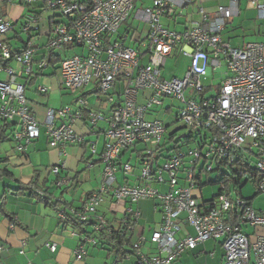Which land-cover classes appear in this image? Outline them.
Here are the masks:
<instances>
[{
    "label": "built area",
    "instance_id": "obj_1",
    "mask_svg": "<svg viewBox=\"0 0 264 264\" xmlns=\"http://www.w3.org/2000/svg\"><path fill=\"white\" fill-rule=\"evenodd\" d=\"M39 1L0 0V6L16 4L22 9L14 19L8 11L0 13V35L14 32L21 43L13 48L7 36L0 40V74H5L0 76V122L16 125L12 132L16 151L23 152L38 138L43 125L49 147L63 156L67 144L84 142V136L74 130L82 111L91 125L106 121L98 154L103 163L100 183L81 206L57 208L59 220L78 238L75 259L82 260L89 245L98 246L103 236L117 230L123 235L125 251L116 255L112 264H172L183 252L219 237H223V264H264V207L257 210L241 194L232 198L224 192V183L219 184L220 193L212 200L196 194L205 174L206 179L213 171L221 176L223 166L232 174L230 167L237 168L239 163L250 167L248 159L254 155L256 190L264 195V32L261 41L247 42L243 47H231L223 41L221 32L238 12V0L218 5L212 16L201 4H194L196 0ZM138 1L149 3L137 8ZM248 1L264 19V0ZM41 8L57 13L48 18L50 30L43 33L46 40L40 46L34 40L41 36ZM184 9L185 14L198 18L185 22L182 30L170 28ZM132 15L145 23V31L119 32ZM20 32L26 33L25 39ZM39 47H44V53L35 59ZM68 49L79 51L68 55ZM175 51L189 59L184 75L162 78V67ZM56 54L64 89L74 92L93 82L108 102L112 101L114 84H122L121 100L108 115L89 108L79 97L75 111L68 105L46 107L42 122L37 120L25 95L26 82L33 67L42 71ZM7 60L11 62H4ZM222 63L226 72L218 89L205 85L203 81ZM211 88L215 93L208 95ZM36 91L47 94L49 88L38 85ZM140 92L144 93L142 102L138 101ZM166 98L181 104L177 119L188 133L204 131L195 146L188 147L192 136L187 134L170 146L174 132L165 136L168 126L160 119L147 118ZM88 147L95 155V142L90 141ZM128 152L129 157L136 153L137 176L129 158L122 159ZM64 167V161L51 167L57 187L71 182L70 176L60 175ZM118 171L123 174L121 181ZM154 183L165 184L166 192L152 187ZM106 196L110 202L105 208ZM144 198L155 200V209L161 213L159 226L150 229L149 237L144 231L135 232L140 212L133 205ZM69 219L81 225L66 224ZM181 223L192 232L182 233ZM49 248L53 251L55 244Z\"/></svg>",
    "mask_w": 264,
    "mask_h": 264
},
{
    "label": "crops",
    "instance_id": "obj_2",
    "mask_svg": "<svg viewBox=\"0 0 264 264\" xmlns=\"http://www.w3.org/2000/svg\"><path fill=\"white\" fill-rule=\"evenodd\" d=\"M227 3L228 0H196L194 4H201L205 12L212 16L218 5H226ZM237 4L238 12L226 23L221 32L223 41L231 47H243L247 42L261 41L263 36L261 35L262 33L259 30V26L254 25L253 27H249L252 31H256L258 35H256L255 39H247V35L244 33V25L248 24L246 18H244L243 21H238L243 15V12L246 14L250 13L251 16H254L255 8L253 5H249L250 3L248 0H238ZM14 9L19 10L18 14L22 10L20 6L12 4L9 6V15L10 11ZM184 13L185 9L181 16L177 17L175 22H171L172 27H175L174 29H177V27H180L181 30L183 29L184 21H181L180 17L184 16ZM237 22H239V24ZM136 28L142 32V29H140L139 26L136 27L131 23H127L122 32L127 30L134 31ZM43 44L44 43L41 45ZM42 49L43 48L39 47L35 51V59L42 56L44 53V50ZM69 50L72 49H68L66 51L67 54ZM175 53H177V51L173 52L170 56L176 55ZM53 59L55 58L52 56V60ZM53 62L54 61L42 71L33 67V73L28 76L27 81H30V83L25 86V95L28 100L29 108L40 122H42L44 118L46 107H57L49 103L50 98L47 94H42L36 91V87L32 91L33 87L30 85L35 84V82L42 80L44 77L48 78L57 76L59 74L58 63L54 62L53 64ZM11 64L13 65V63ZM58 86L59 88L64 89L60 82L58 83ZM85 88L86 87L83 86L72 92H77L78 94L73 98V105H68L71 111L77 109L78 105L76 104V100L81 97L88 103L89 108L106 116L110 113L112 107L121 100L122 84L120 82L114 84V89H112V101L105 102L103 105L98 102L89 103L86 100L88 94L98 92L95 83L90 89L87 90ZM34 95L40 97L44 96V99L39 102ZM139 96L140 99H143L144 93L140 92L138 94V101ZM65 105H62L61 103V105L59 104L58 106L62 107ZM81 115V119L77 120L74 124V130L84 136V142L79 145L67 144L64 147L63 156H59L57 149L49 147L45 129L43 132L41 131V126L43 125H40L39 137L30 142L23 152H18L14 149V143L16 144V142L12 138V132L16 129V125H10V129L6 132L8 135V140L6 141H10L12 145L9 149L0 151V159L6 158L4 164L1 165L10 172L11 177L6 178L9 182H1L4 178L0 179V184L2 185L0 188V196H4V212L0 211V245L2 246V250L0 251V264H110L105 260L106 258H97L99 256H96V252L93 251L95 249L94 247L87 249V253L82 260L75 259L73 250L77 245L78 238L69 234L67 227L58 218L57 206H54L53 204V202L60 200L67 205L76 207L81 206L86 195L95 189V182L90 180L92 171L94 172V169L96 170L98 168L101 173L103 168V163L100 161L98 154L103 147V130L107 123L105 120H98L96 125H91L88 121L86 112L82 111ZM60 122L61 121L57 120V123ZM90 141L95 142L97 155L91 154L88 147ZM1 144L2 143H0V146ZM62 161L65 162V167L61 169L60 175L70 176L71 182L69 185L57 187L54 183L56 176L51 172V167ZM88 162L90 163L89 165ZM82 171L83 173H80ZM99 180L100 177L97 181L98 184ZM121 180L122 178L120 180L118 179V181ZM30 181L35 182L30 190H24L18 193L14 191V189H17L20 184H28ZM84 183H87V187H85ZM41 191H45L50 195V203L39 198V192ZM149 200L152 201L153 199ZM109 202L110 196H106L103 207L106 208L109 205ZM138 202L136 207L139 210ZM155 203L156 201L153 200V205L151 206L150 211L151 215L147 216V221H153V223L156 224V227L152 228L149 225L147 227L148 232L146 233L145 226L141 225L136 229V225L135 232L144 231V235L149 237L150 229H156L159 226L161 213L158 209H155ZM107 211L108 210H106V212ZM106 214L108 217H112L110 216V212H107ZM142 214L143 213L140 212V218ZM209 240L212 239H208L200 244ZM213 240L215 241V239ZM52 244H55L53 251L49 248ZM198 245L194 249L183 253L185 254L196 250ZM215 245L216 243H213V247ZM219 246L221 251L216 261L214 260V264H223V249L220 243ZM99 249L105 251L107 257L111 254L101 248V245ZM200 252L207 254L204 247ZM183 253L181 255H183ZM209 255L211 258L214 257V252H210ZM179 258L175 261H178ZM114 259L115 257H113L112 261H114Z\"/></svg>",
    "mask_w": 264,
    "mask_h": 264
},
{
    "label": "rangeland",
    "instance_id": "obj_3",
    "mask_svg": "<svg viewBox=\"0 0 264 264\" xmlns=\"http://www.w3.org/2000/svg\"><path fill=\"white\" fill-rule=\"evenodd\" d=\"M41 3V0L39 1ZM147 3H149V1H146L145 4H140V1H138L137 3V8H141L142 6L146 5ZM245 5V4H242ZM252 5V4H249ZM40 11V16H39V27L41 30V36L38 39H35V43L38 44H42L45 43L46 40V35L44 36L43 33L47 32L50 30V25H49V17L55 15L57 12L51 9H39ZM5 11L9 12V7H4V5L1 4L0 6V13H4ZM19 10H12L10 11V15L9 17L14 19L17 14H18ZM185 14V13H184ZM243 15L241 16V18L238 19L243 21L244 18H246L247 21V25H244V33L245 35H247V39H255L256 35H258V33L256 31H252L251 28L249 27H253L255 26H259L260 27V32L263 33L264 32V19L263 18H259L257 16V13L255 11L254 16L246 13H242ZM246 15V16H245ZM181 21L188 22L191 19H197L198 16L194 15V14H185L184 16L180 17ZM240 22V21H239ZM239 22H237L239 24ZM127 23H131L133 26H139L140 29L143 30V32L146 29V25L143 21H140L136 18H134V16L132 15L131 17L128 18ZM125 27V24L121 25L119 28V32H122L123 29ZM170 28L172 27V24L170 26ZM175 28V27H174ZM19 30V29H18ZM17 30V31H18ZM175 30H181L180 27H177V29ZM132 31V30H131ZM137 34V33H136ZM20 35L22 36V38H26V33L24 32H20ZM8 37L9 38V43L12 45L13 48L19 47L21 45L20 41L18 39H15V33L14 32H7L6 34H1L0 35V40L3 39V37ZM44 50V47L43 49ZM46 50V49H45ZM77 51H79L78 49H72L69 50L68 55L70 54H74ZM176 55L174 56H168L164 66L162 67V78L165 79H170L172 77H182L184 75V72L189 64V59L187 56L183 55L181 52L179 53H175ZM13 66H17L16 63H13ZM226 72V67L225 65L222 63V66H220L219 68H217V70H215V73L211 76H208L203 83L205 85H212L214 89H217V87L219 86V83L221 81V78L225 75ZM4 73H1L0 76H4ZM61 82V78L60 75L58 74L55 77H44L42 80H39L37 82H35V84L30 85L32 86V91L35 89V87H37L38 85H45V86H49V91L47 93V96L50 98L49 99V103H51L53 106L59 108V104L61 105H71L73 103V98L78 94L76 93H72L71 91L67 90V89H61L58 86V83ZM92 86H94V83H90L88 86H84L86 87L85 89H90ZM211 88L210 92L208 95L215 93V90ZM148 93V90L146 91V94ZM141 95V94H140ZM35 98L37 100H39V102H41L44 98L34 95ZM107 96L100 93V92H95V93H91L88 94L86 96V100L89 103H94V102H98L101 105L105 104V100H106ZM143 99H140L139 96V102H142ZM73 105V104H72ZM171 105V109L164 111V108H166V106ZM181 104L179 103L178 100L176 99H171V98H166L164 105L162 106H158L156 108L153 109V112H151L150 114L147 115V118H156V119H160L164 122V124H166L167 127V131L165 132V136H169V134H171L172 132H174V137L172 138V141L169 142L170 146L173 145L174 142H176L177 138L182 135V134H187L192 136L190 138V141L188 143V147H193L195 146V144L198 141V137L200 134H203L204 131L203 130H192L191 133H188L187 130L185 128H183V123L181 121H179L177 119V113L179 111ZM63 107V106H62ZM38 120V118H37ZM40 122V120H38ZM44 127L41 126V131L43 132ZM200 133V134H199ZM181 142H178V144H180ZM12 143L10 141H3L1 146H0V151H4L6 149H9L11 147ZM15 146V143H14ZM186 147V146H184ZM131 157H129V152L128 154H125L122 159L123 161H127L129 158V162L131 163L132 166H134V175H138L140 173V169L138 168V161L136 159V153H132L130 154ZM255 162H256V157L254 155H251L250 158L248 159V163L250 164V167H254L255 166ZM86 169V168H85ZM84 169V171H85ZM97 170V172H96ZM94 169V172L92 171L91 173V179L92 181L95 182V188L98 186V179L100 177V171L99 169ZM223 171L224 172H228L229 170L223 166ZM80 173H83L80 172ZM84 177V176H83ZM82 177V180H83ZM123 177V174L121 171L117 172V178L120 180ZM207 178V174H205V176L203 177V181L207 182L208 179H210L213 182H216L219 178H220V174L217 171H213L212 173L208 174V179ZM248 179L247 183L242 187L241 190V195L246 198V199H250L253 197L252 200V205L254 208L258 209H262L264 207V195L257 193L256 190V185L255 182L253 181V178L250 177L249 173H246L243 177H242V181ZM1 182H9L6 178H4ZM100 183V180H99ZM85 187H87V183L85 184ZM2 187V185L0 184V188ZM152 187H157L160 192H166L167 190V186H165V184H161V185H157V184H153ZM237 185L235 183H233V181H230L226 184V189L224 192H229V195L232 198H236L237 196L240 195V193L238 192L239 190L237 189ZM219 189V184H205L202 186V189L200 191V193L197 191L196 194L201 196L203 199H210L214 194H216L218 192ZM153 205V200H149V199H140L138 202V207L140 212H142V216L141 218L138 220L137 223V228H139V226L143 225L146 227L145 232L147 233V227L150 225L152 228L156 227V224L153 223V221L148 220L147 221V216L151 215L150 211H151V206ZM133 206H136V204H134ZM119 208L117 209V211L120 212ZM181 227V231L183 232H192L191 227L184 225L183 223L180 224ZM67 230L69 232V228L67 227ZM75 237V236H74ZM77 238V237H75ZM223 240V237H219L217 239H215V241L209 240L203 244L198 245L197 249L194 251H190L187 253H183V255L180 256V258L178 259V261H175L173 264H214V260L216 261V259L219 256V253L221 251L219 243ZM213 243H216V245L213 247ZM94 246L89 245L88 248H93ZM204 247L205 251L207 252V254H204L202 252H200V250ZM95 249L93 251L96 252V256L98 259H105L107 262H109L110 264L113 262V257H115L114 254H110L108 257L106 255V252L103 250H100V245L94 247ZM214 249V250H213ZM214 252V257H210L209 253L210 252ZM208 255V256H207ZM207 256V257H205Z\"/></svg>",
    "mask_w": 264,
    "mask_h": 264
},
{
    "label": "trees",
    "instance_id": "obj_4",
    "mask_svg": "<svg viewBox=\"0 0 264 264\" xmlns=\"http://www.w3.org/2000/svg\"><path fill=\"white\" fill-rule=\"evenodd\" d=\"M54 58L55 59H53L52 61H54V62L59 61V56L58 55L55 56ZM49 61H51V59H49ZM4 62H6V63L8 62L9 63V62H11V60H7V61H4ZM54 62H53V64H54ZM29 83H30V81L26 82V84H29ZM217 89H218V87H217ZM10 125H13V123H8V122H1L0 123V143H2L3 141L8 140V135L6 134V132L10 129ZM5 161H6V158L0 159V179L1 178H10L11 177L10 172L7 169H5L4 166L1 165V164H4ZM239 165H241V166L239 167ZM239 165L237 166V168L230 167V170L233 171L232 174H229L228 172L227 173L223 172L222 175L220 176V178L216 182H213V181H211L209 179V181H207V182H201L200 181L198 183V186L200 187V189H202V186L205 185V184H217V183L220 184V183H224V185L226 187V184L228 182L233 181V183L240 185L239 188H238V190H239L238 192L241 194L242 187L248 181V179L242 181V177L246 173H249L250 177H252L253 181L255 182L254 177H257V174H255L253 168L247 166L246 163H243V164L239 163ZM33 184H35L34 181H30L28 184H20V186L17 189H14V191L16 193H18V192H22L24 190H30L32 188ZM41 193L42 194H39L40 195L39 198H41L43 201H45L47 203H50L51 202L50 195L47 194V192H45V191H43V192L41 191ZM219 193H220V189H218V192L216 194H214L209 200H212ZM248 200L252 201L253 197L248 199ZM53 204H54V206H57V208L60 207L63 204L65 206H67V204H65V202L63 203L60 200H57V201L53 202ZM0 211L4 212V196H0ZM10 219L12 220L11 217H10ZM66 224H72V225H75V226H80L81 225L80 223H78L77 221H75L73 219H69L68 221H66ZM122 238H123V235H120L117 230H113L110 235L103 236V238L100 241L101 248L106 250L108 253L114 254L115 256L119 255L120 253H122V251H125V249H124V247L122 245Z\"/></svg>",
    "mask_w": 264,
    "mask_h": 264
},
{
    "label": "water",
    "instance_id": "obj_5",
    "mask_svg": "<svg viewBox=\"0 0 264 264\" xmlns=\"http://www.w3.org/2000/svg\"><path fill=\"white\" fill-rule=\"evenodd\" d=\"M181 136H183V135H181Z\"/></svg>",
    "mask_w": 264,
    "mask_h": 264
}]
</instances>
